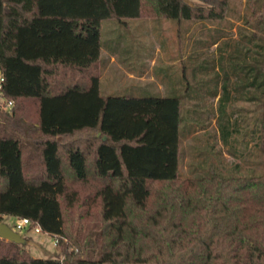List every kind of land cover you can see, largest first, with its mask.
Returning <instances> with one entry per match:
<instances>
[{
	"label": "trees",
	"instance_id": "trees-1",
	"mask_svg": "<svg viewBox=\"0 0 264 264\" xmlns=\"http://www.w3.org/2000/svg\"><path fill=\"white\" fill-rule=\"evenodd\" d=\"M202 1L0 0V95L12 101L0 107V221L26 216L62 251L35 257L0 237V264H264V21L247 41L244 78L229 66L217 76L206 121L214 116L218 140L207 152L197 149L213 137L197 107L206 83L185 68L152 69L176 86L166 94L100 88L104 20L223 17L227 0ZM221 37L211 40L217 71L231 45L220 50ZM239 100L256 103L253 120ZM189 136L191 169L209 174L180 175Z\"/></svg>",
	"mask_w": 264,
	"mask_h": 264
},
{
	"label": "rangeland",
	"instance_id": "rangeland-1",
	"mask_svg": "<svg viewBox=\"0 0 264 264\" xmlns=\"http://www.w3.org/2000/svg\"><path fill=\"white\" fill-rule=\"evenodd\" d=\"M185 1L192 5H205L202 0ZM263 11L264 0H227L224 15L218 20H180L178 22L176 19L154 20L144 18L139 19L142 23L137 27L134 26L137 20H128V24L121 23L117 19L104 20L101 27L100 55L102 57V66L107 64L109 53H114V55H119L117 57L118 62H122L127 67L132 66L137 72L141 70L146 72L142 76H137L123 72L121 69L115 73L102 72L101 69V92L103 94H116L120 92V86L137 83L147 84L150 88H153L152 94H158L159 80L152 77V69L155 73L165 71V69L181 73L183 68H185L190 81L194 78L197 79L196 81L206 83L200 91L203 95L199 100L201 103L197 105L198 109L201 110L199 112L200 119L206 121V117L211 114L213 109L214 111L216 109V97L213 98L211 93L215 90L216 85L214 83L217 80V76L222 77L225 67L229 66L230 69L239 67L238 76L241 75L244 78V65L247 61L243 53L246 45H248L247 41L252 36V32L260 36L264 21ZM215 33L220 34L222 36L221 39L225 40L221 43L220 50L226 46L228 41L231 43L229 50H227L228 52L226 54L221 53V59L219 60L220 71L211 67L217 64L218 56L216 43H211ZM165 45L168 46L167 50ZM150 56H154L156 59L153 67L149 60ZM125 62H128V64ZM186 105L188 106L185 103ZM234 105L244 109L241 118L249 117L253 120L257 115L258 106L253 101L239 100ZM188 119L190 118L186 115L183 128L189 126L190 121ZM209 119L208 123L206 121V127L213 134V137H201L197 147L199 151H209V143L218 140L214 116ZM240 125L242 127L237 135V142L244 149L247 126L244 120ZM252 126L251 123L250 127ZM191 153V137H182L179 158L180 175L183 177H195L209 174L208 168L203 167L199 171L191 169ZM224 154L228 156L226 152ZM254 170V172H236L235 169L230 168L223 170L222 173L226 175H250L255 172L258 173L260 166L257 165ZM1 221L8 224L21 235L23 238L22 246L32 256L62 258L61 248L54 243L52 235L44 231H36L32 226L15 229L14 219L10 214H3Z\"/></svg>",
	"mask_w": 264,
	"mask_h": 264
},
{
	"label": "crops",
	"instance_id": "crops-1",
	"mask_svg": "<svg viewBox=\"0 0 264 264\" xmlns=\"http://www.w3.org/2000/svg\"><path fill=\"white\" fill-rule=\"evenodd\" d=\"M140 23H142V22L137 20V22H135L134 26L137 27ZM118 56L119 55H114V53H109V58H108L107 64L103 65L102 68H101L102 72H110V73L114 72L115 73V72H118L119 69H121L123 72L129 73L131 75H137V76H142L146 72V71H143V70L137 72L132 66L128 65L129 67H127L122 62H120V61L118 62L117 61V57ZM149 60L153 64L154 57L149 59ZM125 63L128 64V62H125ZM152 77H153V74H152ZM158 85H159V88L157 90L161 94H166V93L170 92L172 89H174V87L176 88V86L174 84H168V86H165L162 83L158 82ZM100 88H101V79H100ZM152 89L153 88H150L147 84H137V83H133V84H130V85H125V86H120L119 87L120 91L131 90L133 92L152 91ZM187 92H188L187 91V87L184 85V83H182V82L179 83V94L181 96H183L184 102L189 105V104H192L193 101L187 100L188 99ZM13 219H15L14 216H13Z\"/></svg>",
	"mask_w": 264,
	"mask_h": 264
},
{
	"label": "built area",
	"instance_id": "built-area-1",
	"mask_svg": "<svg viewBox=\"0 0 264 264\" xmlns=\"http://www.w3.org/2000/svg\"><path fill=\"white\" fill-rule=\"evenodd\" d=\"M3 80L2 74L0 73V89H1V82ZM12 104L11 100H5L1 95H0V107L3 108H10ZM27 226H32L36 231H41L40 227L38 225H32L30 219L26 216L22 217H16L14 219V228L15 229H22L26 228ZM55 243V239H54Z\"/></svg>",
	"mask_w": 264,
	"mask_h": 264
},
{
	"label": "water",
	"instance_id": "water-1",
	"mask_svg": "<svg viewBox=\"0 0 264 264\" xmlns=\"http://www.w3.org/2000/svg\"><path fill=\"white\" fill-rule=\"evenodd\" d=\"M102 138L105 139L106 137L103 136ZM0 237L15 242H23V238L21 237V235L8 224L2 221H0Z\"/></svg>",
	"mask_w": 264,
	"mask_h": 264
}]
</instances>
